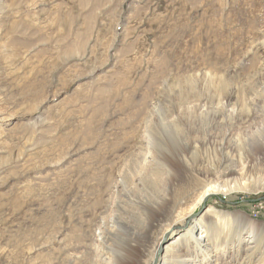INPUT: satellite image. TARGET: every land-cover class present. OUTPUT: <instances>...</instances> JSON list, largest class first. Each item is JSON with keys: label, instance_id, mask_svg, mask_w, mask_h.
Here are the masks:
<instances>
[{"label": "rangeland", "instance_id": "374dc122", "mask_svg": "<svg viewBox=\"0 0 264 264\" xmlns=\"http://www.w3.org/2000/svg\"><path fill=\"white\" fill-rule=\"evenodd\" d=\"M263 72L264 0H0V264H111L99 238L113 219L146 226L143 254L163 225L193 213L182 231L209 207L216 264H264L262 147L198 203L217 156L204 141L229 110L264 108ZM160 122L174 152L195 153L189 169L138 148Z\"/></svg>", "mask_w": 264, "mask_h": 264}, {"label": "bare ground", "instance_id": "6f19581e", "mask_svg": "<svg viewBox=\"0 0 264 264\" xmlns=\"http://www.w3.org/2000/svg\"><path fill=\"white\" fill-rule=\"evenodd\" d=\"M178 7V11L183 12L185 10L183 2L182 4H179ZM217 85L219 91L222 93L226 92L227 84L222 81ZM233 93V90H229L225 93L226 97L224 100L226 101L219 99L220 102L217 99L220 108L227 110L226 108L230 104V98ZM223 96H225L224 93ZM237 101L239 102V100ZM238 109L240 110V108ZM262 109L264 108L261 107L259 111H256L257 113L255 114V117L251 118V120H245L241 117L234 116L236 111L235 108L228 111L230 113L227 114V118H224V116L218 117L217 123L224 125L226 129L222 135L220 134L218 136V141L214 140L212 136L209 140L207 139V141H204V144L210 145L214 148L217 156L211 160V163L209 162L211 165L210 168L208 167L206 175L208 178L207 180H210L209 183L211 184L207 187L204 186V189L199 195L198 203H202L207 195H213L220 191L218 185L213 182L214 179H235V177L244 176V174L253 170L258 161L254 155L251 156L254 148L262 147L264 149V110ZM219 111L221 113L223 112V110ZM213 123H206V128L210 129ZM166 125L165 127L167 128ZM163 126L164 125L160 122L156 128L159 130V127H162L158 135L154 136L151 132V134L147 133L148 136H152L141 139L138 148H145L149 151L147 153L153 152L151 155L154 158L156 166L159 168H165L167 166L166 170L170 169V172L172 171V173L176 169H189L188 161L191 159L194 163L196 160L194 157L196 156L194 155L195 153L190 152L191 154H188V144L182 145L183 149H186V152H174L173 148H175L177 140L173 138L172 134H166ZM180 144H182V142ZM140 151L142 152L144 150L141 149ZM123 181L125 180L123 179ZM123 181L121 182L124 183ZM125 185L126 184L123 186ZM212 212L214 211H212L210 207L205 209L201 216L194 218L186 229L179 232V228L183 227L180 225H183L186 221L191 219L193 213H189L187 216L178 217L176 219L174 217L175 220L163 225V228L155 238L151 249L146 250V253L143 254L140 252L145 247L143 244L146 238V233H144L146 226L142 228L144 230L140 231L137 229L138 226H133L129 224V222L127 223V221L125 223L121 219L115 218L110 225V233L112 232L111 239L106 240L103 236L102 238H99L100 244L107 248V251L104 253L106 256H102L103 260H108L111 264H216L219 258H217L218 251L214 241L216 231L219 229L218 224L220 220L219 218L217 219L218 216L215 217L211 215ZM246 227L251 228L252 232L255 230V228L250 225H246ZM175 232H178L177 235H175L172 240L165 243V241ZM108 242L110 243V246L108 245ZM253 243L254 241H250L246 244L248 251L254 249L255 245Z\"/></svg>", "mask_w": 264, "mask_h": 264}, {"label": "built area", "instance_id": "2783aa9c", "mask_svg": "<svg viewBox=\"0 0 264 264\" xmlns=\"http://www.w3.org/2000/svg\"><path fill=\"white\" fill-rule=\"evenodd\" d=\"M264 215V202L255 203L252 206V217L259 218Z\"/></svg>", "mask_w": 264, "mask_h": 264}, {"label": "water", "instance_id": "95a60500", "mask_svg": "<svg viewBox=\"0 0 264 264\" xmlns=\"http://www.w3.org/2000/svg\"><path fill=\"white\" fill-rule=\"evenodd\" d=\"M262 200H264V197L262 198ZM203 209H204V208H202V210H203ZM202 210H201V211H202Z\"/></svg>", "mask_w": 264, "mask_h": 264}]
</instances>
